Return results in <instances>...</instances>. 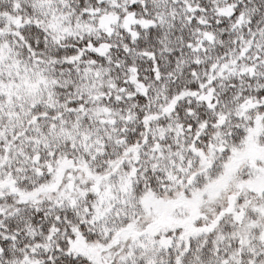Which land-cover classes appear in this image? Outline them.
Instances as JSON below:
<instances>
[{"label":"snow or ice","instance_id":"obj_1","mask_svg":"<svg viewBox=\"0 0 264 264\" xmlns=\"http://www.w3.org/2000/svg\"><path fill=\"white\" fill-rule=\"evenodd\" d=\"M0 264H264V0H0Z\"/></svg>","mask_w":264,"mask_h":264}]
</instances>
